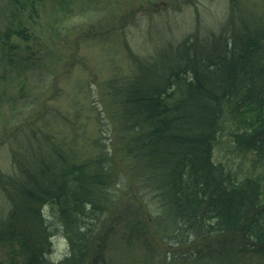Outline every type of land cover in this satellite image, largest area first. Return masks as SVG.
I'll use <instances>...</instances> for the list:
<instances>
[{
    "label": "trees",
    "instance_id": "trees-1",
    "mask_svg": "<svg viewBox=\"0 0 264 264\" xmlns=\"http://www.w3.org/2000/svg\"><path fill=\"white\" fill-rule=\"evenodd\" d=\"M83 2L111 4L8 0L0 28V107L10 82L26 97L29 72L51 69L44 47H32L39 38L27 24L46 4L63 13ZM261 4L258 10L229 0L216 29L197 28L145 56L128 49L133 70L116 72L97 90L106 140L95 141L98 153L77 160L52 132L31 127L24 148H11L14 170L0 169V249L21 256V264H110V246L136 240L147 251L136 264H264ZM130 15L98 30L91 24L86 34L122 28ZM52 84L50 95L57 90ZM221 134L236 152L252 154L250 168L239 173L215 159ZM120 183L132 196L120 195ZM125 203L136 214L130 221L118 213ZM52 224L67 247L56 260Z\"/></svg>",
    "mask_w": 264,
    "mask_h": 264
},
{
    "label": "rangeland",
    "instance_id": "rangeland-1",
    "mask_svg": "<svg viewBox=\"0 0 264 264\" xmlns=\"http://www.w3.org/2000/svg\"><path fill=\"white\" fill-rule=\"evenodd\" d=\"M243 1L258 10L263 6L261 0ZM176 2L111 0L108 5L83 2L71 9L65 8L63 13H52L48 4L44 12L39 7L40 16L34 17L27 25L39 38V43L32 42V47H44L42 58L51 69L29 72L25 79L29 89L26 97L18 95L17 81L5 87L6 98L0 107V169L5 172L14 170L11 148H24L22 145L26 143L24 139L31 127H40L44 133L52 132L51 139L65 151L68 149L67 152L77 160L98 153L95 141L106 140L101 138L105 135L104 117L97 90L99 86L104 88L105 80L116 72L133 70L134 63L128 49L137 56H145L156 48L176 43L197 28L201 34L216 29L224 19L229 0H178L177 7L174 6ZM7 4L8 0H0V28L5 23L3 9ZM129 12L131 15L122 22H125L122 28L115 26L108 32L86 34L89 25L94 24L92 28L98 30L105 24L110 25L118 15ZM54 74L56 79L53 82ZM52 83L57 90L50 95ZM13 96L14 100L11 99ZM214 157L226 161L239 173L252 166V154L236 152L225 134L219 136ZM117 188L124 199L132 196L126 183H120ZM127 204L118 212L120 220L130 221L136 216ZM4 211L5 198L0 189V214ZM51 230L50 258L56 260L67 247L60 228L52 224ZM150 251L156 258L155 248ZM106 255L111 259L110 264H136L140 260L138 257L147 256V251L134 240L129 247L113 244ZM0 264H21V256L12 259L10 253L1 248Z\"/></svg>",
    "mask_w": 264,
    "mask_h": 264
}]
</instances>
